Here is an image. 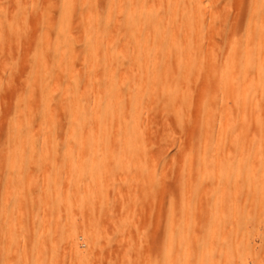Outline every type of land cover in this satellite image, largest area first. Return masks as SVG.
I'll use <instances>...</instances> for the list:
<instances>
[{
  "label": "rangeland",
  "instance_id": "374dc122",
  "mask_svg": "<svg viewBox=\"0 0 264 264\" xmlns=\"http://www.w3.org/2000/svg\"><path fill=\"white\" fill-rule=\"evenodd\" d=\"M62 1L0 0V264H171L184 256L192 263L202 252L208 264H228V254L238 258L241 250L249 264L264 262V205H246L243 186V176L253 172L247 152L259 140L264 118L248 135L230 132L241 125L242 101L230 98L218 78L243 46L251 48L243 42L247 36L264 38V0H163L162 22L171 38L167 35L165 45L170 52L160 61H168L167 86L176 96L169 99L152 88L146 96L137 92L140 136L116 133L100 143L92 127L87 137L68 133L65 104L81 96L73 91L72 76L88 83L81 26L87 5L73 0L80 3V15L70 16L68 40L60 42L52 31ZM99 1L90 2L93 15ZM152 2L154 9L158 1ZM183 9L189 11L187 27ZM128 41V34L119 39L123 46ZM188 42L194 49L190 58ZM260 51L264 55V45ZM177 61L184 62L182 69ZM249 80H255L253 74ZM22 131L28 135L20 136ZM207 150L213 153L207 161L215 162L198 166L196 155ZM224 161L235 166L220 175L218 162ZM203 171L211 173L208 181ZM214 201L223 222L219 234L211 222ZM236 221L240 232L232 227ZM188 230L195 238L182 245L180 236L187 238ZM208 235L216 236L210 247L204 244ZM241 239L251 249L237 246L244 244Z\"/></svg>",
  "mask_w": 264,
  "mask_h": 264
},
{
  "label": "bare ground",
  "instance_id": "6f19581e",
  "mask_svg": "<svg viewBox=\"0 0 264 264\" xmlns=\"http://www.w3.org/2000/svg\"><path fill=\"white\" fill-rule=\"evenodd\" d=\"M151 1L152 0H103L101 1L102 4L97 6L98 7L96 9L97 11L94 12L95 14L93 15V12H90L91 11L90 9L91 0H83V2L87 5V11L84 16L82 15L85 19L84 23H83V18H81L82 19L81 24L83 23V25H81L83 29V33L82 32L81 33L83 34L84 52L89 55L88 58L84 62L83 71L85 72V76L87 77L88 83L85 86L82 84L81 82L82 79H80L78 75L72 76V80L75 83L74 84L75 87L73 91L74 93H79L80 91L81 96L74 97L72 101L70 102L68 101V103L65 104V109L67 112L66 125L68 128L70 127L69 128L70 130L68 132L70 137L75 138L76 136L82 133L83 134L85 133V136L87 137L89 135L86 133V131L88 130L89 127H92L94 129L93 130L94 133L92 135L93 138L96 137L97 139L98 138L100 139L98 143H100L102 138L104 137L107 138L112 135L116 136V133H118L119 136L121 134L122 137H125L127 139L138 138L140 136L139 131H137L140 125V120L138 119L140 112L138 109V100H137L138 99L137 97L139 95H137L136 93L139 92L140 95L145 94L146 96L145 92L149 90L150 88H152L155 91L161 90L163 93L166 94V96L171 97L169 99H172V97L173 99L175 98L176 96L175 93L169 90L167 86L168 75L166 73L167 72L166 63L168 61L165 63L160 61L164 56H167L168 52H170L168 50V47L165 46L169 35L167 32V29L164 26V23L162 22L163 20L162 17L167 7L164 4L165 0L164 1L157 0L158 7L156 6L155 7L156 9L155 8L153 9L152 7H149V3ZM154 1L155 0H153V2ZM179 1L182 3L183 0H179ZM18 4H20V2ZM59 5H62L58 9L60 13L59 19H58V22L55 28H53L52 32L54 33L55 41L58 40L61 42L64 40H68L69 31L66 29L65 26L68 20H70L69 18L72 19V17L74 18L76 17V15H78L80 3L79 2L75 3L73 2V0H63L62 4H59ZM196 5L197 4H195V6ZM193 8L195 7L193 6ZM258 9L259 10H257V14L260 15V17H262V14H263V12H261L262 8L258 7ZM67 12L69 13L67 14ZM183 13L185 15L184 17H186L184 19V24L186 25V27L187 25L190 26V21H189L190 18H188L187 16L189 11H186L185 9H183ZM79 15L76 17V19H78ZM253 17L255 18L254 14H253ZM193 18H195V16ZM257 18L255 20H257ZM261 19L257 21L260 22ZM257 21L255 24H257ZM262 26L264 28V23H262ZM262 32H264V29ZM126 34H128L129 41L127 45L123 46L122 44L119 43V39ZM176 35L177 34H175L172 38L174 43L177 40ZM256 36H258V33L256 34ZM104 38L108 40H105ZM95 42H98V43H95ZM243 42H246L247 45L248 43H251L252 45L251 48H247L243 46L241 50V55H244L243 56L244 59L243 58H242L243 60L241 59V55L240 57L233 58L231 62L229 61L230 64H226V66L223 65L224 67H222L221 69L222 71L221 73H219V77H218L219 80L222 82V84H224L225 90L229 93V97L230 98L237 97L239 101H242L241 103L242 114L240 117L241 125L236 126L234 124L229 129L230 132L232 133H235L237 131L236 133L238 135H242V134L248 135L250 131L249 130L250 126H253V123L257 125V123H259V120H258L259 117L264 118V55L260 51L261 47L264 45V38L256 41V39L252 40L250 37L247 36L243 40ZM175 44H176L175 47L173 46L174 50L179 51L178 43H175ZM188 44L189 45L187 46V57L190 58L191 55H193L192 53H194L193 52L194 49H192L193 47L191 46L190 42H188ZM152 57H155L156 59H159V60L154 59L155 61L151 62L150 60L153 59ZM241 60H242V64L245 61L244 65L241 64ZM145 61L147 62L145 63ZM182 62L181 61L178 62L180 69L183 68ZM239 68H242L243 70H245V75L243 76V81L241 82V85H238L240 74H238L237 70H239ZM101 72H102V77H101ZM251 74H253L255 77V80L253 82L249 80V76ZM236 87H239V90H237ZM135 94L137 97L135 96ZM253 95L259 96V98L254 99L252 97ZM142 97L143 99L145 98L144 96ZM127 105L132 106L130 108V112H126L124 110ZM259 124H260V134H259L258 141L262 143H259L257 141V142H253L250 147L248 146L249 149L247 152V156L250 162L253 161V172L252 173L246 172L245 176H243L244 177L243 186L249 194V195L247 194L248 197L247 199H245V204L248 206H253V207L258 206L260 204L264 205V120L261 121ZM41 134L42 133H39L38 135H41ZM19 135L22 137L25 135H28V131H25V132L22 131ZM77 150H78V147H77ZM207 153H210L213 155L212 151H208V150L205 153L201 152V155L197 154L199 156L196 155L197 157L196 159H198L197 161L198 166H204L205 163L211 162L210 160L212 158L209 159V161H207ZM246 160L249 161L248 159ZM212 162H215L214 157L212 159ZM222 162H218L217 171H218V174L220 175H225L228 171L230 172V170H232L235 166L232 161H224V164ZM245 162L246 161H242L241 165L242 164L244 165ZM207 172L208 171L202 172L203 179H206L207 177L208 178L211 177L210 176L211 173L209 175V173ZM208 178L206 179L207 181H208ZM221 191L222 192L219 198L220 199L223 198L222 200H225L226 199L225 194L227 191L225 189V186L223 187V189H221ZM207 197H208V200L210 201L211 196L208 195ZM225 203L227 204V201H225ZM217 207L218 206H216L215 201H214L213 209L211 210V222L212 224L214 223L216 225L217 228L215 229H217V232H218V231L223 230V222H222V217ZM238 209L240 211V208ZM229 215H232V214H229ZM225 216L227 217L226 214ZM229 217L231 218V216ZM252 217H253L252 221L254 222L255 220L254 216ZM189 222H190V218H189ZM240 224L241 223L238 221H236L233 224V226L231 224V226L234 229V232H240ZM189 225L192 228L191 223ZM224 225L226 226V224ZM211 229H214V225H210L207 227L208 232ZM187 233H190V230H188ZM186 236H187V238L185 237L186 239L180 236V241L182 245H184L189 239L195 238L194 234H191V233ZM215 239H216L215 235L206 236V238L204 239L205 246L210 247L212 244L214 245ZM241 240L244 241V242L241 241V243H244V244L237 245V246L239 247L241 246V249L248 250L249 247L251 246V245L249 246V244L251 243L250 242L248 243L246 239L245 240L241 239ZM191 247L193 249V246ZM215 250L212 249V251L216 252ZM230 250H233V249H230ZM169 251L171 252V250ZM191 252L193 254L194 251L192 250ZM242 252L243 250H241V253H240L241 255L238 258L235 256L233 251L230 252L228 254V259H229L228 264H249L248 259H247L248 254H245ZM181 253H185V251ZM202 253L199 256V258L196 260V262L193 259L192 263L195 262V264H208L207 259H206L208 256L206 258L204 257L202 258L201 257ZM208 253L209 251L206 250L205 254H208ZM192 254L191 255L188 254V255L192 257ZM258 255L259 254H256L255 257H257ZM190 261L191 259L188 260L186 256H184L182 260L180 261H176V259H174V261H171V264H192ZM255 264H264V262H261V261L259 263L255 262Z\"/></svg>",
  "mask_w": 264,
  "mask_h": 264
}]
</instances>
